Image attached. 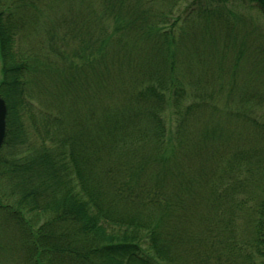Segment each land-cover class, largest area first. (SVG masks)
Segmentation results:
<instances>
[{
	"label": "trees",
	"instance_id": "1",
	"mask_svg": "<svg viewBox=\"0 0 264 264\" xmlns=\"http://www.w3.org/2000/svg\"><path fill=\"white\" fill-rule=\"evenodd\" d=\"M64 1L0 8V264H264V0H99L29 49Z\"/></svg>",
	"mask_w": 264,
	"mask_h": 264
},
{
	"label": "rangeland",
	"instance_id": "2",
	"mask_svg": "<svg viewBox=\"0 0 264 264\" xmlns=\"http://www.w3.org/2000/svg\"><path fill=\"white\" fill-rule=\"evenodd\" d=\"M7 2H10L11 0H6ZM40 1V0H39ZM0 2L5 3L4 0H0ZM39 3V2H38ZM99 0H66L64 2H59L53 7L54 9H58V11H60V13H53V10L51 9H45V6L41 5V4H37V5H31L30 6L34 9H39L40 13L36 12V18L35 20L38 22V24H40L39 26L36 27V30L33 31V29H29L27 30L28 35H29V39L27 42V47L29 49L32 48V44L35 43H30L33 39L40 37V39H42V44L36 48L33 49V51L38 52L39 50L42 51L40 52L42 55L44 56H52V52H50V43H54L55 44H60V37L63 34L64 29L60 27V25L57 24L58 19H60V17L62 16H66V17H73V19L75 20L76 15H78V18H80V14L82 13V15L84 17L87 16V12L89 11L88 8V4H90L93 9L95 10V13L97 12V9L99 7ZM51 4V3H50ZM244 4H246V7L242 5L243 8H246V12L247 14L252 16V19H254L257 22V27L260 29V32H263V36H264V16L263 14L255 7L253 2L248 3L247 1H244ZM68 5V6H67ZM6 6V3L4 5H0L1 7ZM47 6V5H46ZM10 10V9H9ZM72 10V11H71ZM57 11V12H58ZM68 14V15H67ZM58 15V18H57ZM248 16V15H247ZM245 17V15H244ZM249 17V16H248ZM243 18V15H242ZM78 20V19H77ZM76 20V21H77ZM75 21V22H76ZM70 23V22H67ZM248 28H251L252 26H247ZM53 33L51 38L50 35V31ZM254 36V35H252ZM72 38V37H71ZM245 39H247L248 41H252L253 43L255 42V44L259 45L261 44L260 42H263L262 37L259 38V40L257 39H250L248 36L245 37ZM73 42V43H71ZM75 39H71L69 41V46L67 47V49H74L72 47L77 46V42ZM21 44V42H20ZM25 46V43L22 45V47ZM1 62H0V80H1ZM260 83V79H258V82H256V84L258 85ZM263 113V112H262ZM264 114V113H263ZM211 117L206 118L207 121H210ZM26 120V118H24ZM264 119V116H263ZM242 142V141H241ZM13 232L11 231V229H8L5 231V233L3 234V236H0V239L2 238V240L4 241L5 239L11 240L12 239V234ZM8 243H12L13 246V252L15 253V251L17 250L16 247L18 246V242L13 239V241H7Z\"/></svg>",
	"mask_w": 264,
	"mask_h": 264
},
{
	"label": "water",
	"instance_id": "3",
	"mask_svg": "<svg viewBox=\"0 0 264 264\" xmlns=\"http://www.w3.org/2000/svg\"><path fill=\"white\" fill-rule=\"evenodd\" d=\"M4 116H5V105L3 100L0 98V144L4 135Z\"/></svg>",
	"mask_w": 264,
	"mask_h": 264
}]
</instances>
